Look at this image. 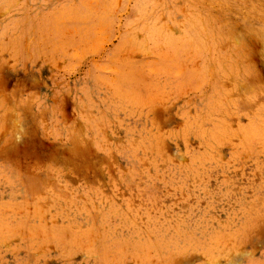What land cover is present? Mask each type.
Returning <instances> with one entry per match:
<instances>
[{
  "label": "rangeland",
  "instance_id": "rangeland-1",
  "mask_svg": "<svg viewBox=\"0 0 264 264\" xmlns=\"http://www.w3.org/2000/svg\"><path fill=\"white\" fill-rule=\"evenodd\" d=\"M0 264H264V0H0Z\"/></svg>",
  "mask_w": 264,
  "mask_h": 264
}]
</instances>
